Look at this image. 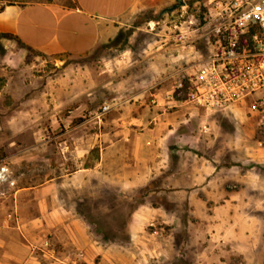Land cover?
<instances>
[{
  "label": "rangeland",
  "instance_id": "obj_1",
  "mask_svg": "<svg viewBox=\"0 0 264 264\" xmlns=\"http://www.w3.org/2000/svg\"><path fill=\"white\" fill-rule=\"evenodd\" d=\"M174 4L173 12L149 10L134 17L81 57L13 48L0 34V160L13 171L17 190L59 178L65 207L86 226L93 244L88 255L76 252V264H264V127L256 115L201 109L196 136L177 129L178 155L143 186L118 181L125 167L115 164L114 147L102 175L83 173L78 165L82 151L73 146L75 138L101 130L105 143L113 144L119 120L130 111L131 102H120L154 74V61L161 70L170 58H187L178 34L188 16H205L208 0ZM160 46L168 54L162 49L149 60ZM105 104L112 109L99 120ZM128 135L118 143L123 166L134 163ZM15 194L0 199V221L14 211ZM19 203L23 219L41 216L35 194ZM48 239L60 253L76 254L67 233H49Z\"/></svg>",
  "mask_w": 264,
  "mask_h": 264
},
{
  "label": "crops",
  "instance_id": "obj_2",
  "mask_svg": "<svg viewBox=\"0 0 264 264\" xmlns=\"http://www.w3.org/2000/svg\"><path fill=\"white\" fill-rule=\"evenodd\" d=\"M174 2L179 6L198 3L196 0H72L69 6L59 3L18 5L0 0L3 6L0 11V34L9 35L8 42L13 48L47 55L81 57L115 37L134 17L149 10L168 11L175 6ZM178 44L182 50H188L187 58L182 54L173 59L174 62L170 58L161 70L154 59L162 49L168 54V49L160 46L149 52L148 55L152 54L149 60L154 61V74L137 86V93L120 102H131L130 111L119 120L113 144L105 143V134L101 130L83 132L84 137L74 139L73 146L82 151L77 157H82L78 165L82 166L83 173L94 172L91 174L93 177L102 175L108 151L114 147L115 164L122 170L125 167L124 174L119 173L118 181L128 182L133 188L143 186L158 177V172L162 173L161 167L166 169L164 163L173 158L174 153L178 155L181 139L177 129H185L182 135L196 136L197 126L203 120L201 109L187 102L172 103L167 98L177 81L196 72L199 62L195 56L191 57L190 48L180 42ZM209 51V48L203 50L205 57ZM244 110L247 111L246 102L235 107L233 113L242 116ZM127 123L129 126L123 127L122 124ZM127 134L132 140L134 163L123 166L118 143ZM59 186V178H54L37 187L27 186L16 191L14 211L9 218L0 221V251L3 252L0 264H76L74 257L78 256L77 251L85 250L88 255L87 250L93 246L90 235L75 213L65 207ZM26 194L37 196L41 216L30 220L21 217L19 202ZM4 207L1 206L2 209ZM58 232L68 234L72 252L76 254L60 253L59 247L54 246L55 241L51 240L50 244L49 233L56 236ZM11 234L15 239L10 238ZM14 248L18 253H14ZM36 250L43 254H38Z\"/></svg>",
  "mask_w": 264,
  "mask_h": 264
},
{
  "label": "built area",
  "instance_id": "obj_3",
  "mask_svg": "<svg viewBox=\"0 0 264 264\" xmlns=\"http://www.w3.org/2000/svg\"><path fill=\"white\" fill-rule=\"evenodd\" d=\"M178 42L199 61L195 73L177 81L168 95L207 112L233 110L243 102L264 127V0H208L203 18L188 16ZM209 48V55L203 50ZM104 105L101 120L111 111ZM17 191L10 166L0 160V199Z\"/></svg>",
  "mask_w": 264,
  "mask_h": 264
},
{
  "label": "water",
  "instance_id": "obj_4",
  "mask_svg": "<svg viewBox=\"0 0 264 264\" xmlns=\"http://www.w3.org/2000/svg\"><path fill=\"white\" fill-rule=\"evenodd\" d=\"M178 8V6H173L172 8H170L167 12H173Z\"/></svg>",
  "mask_w": 264,
  "mask_h": 264
},
{
  "label": "trees",
  "instance_id": "obj_5",
  "mask_svg": "<svg viewBox=\"0 0 264 264\" xmlns=\"http://www.w3.org/2000/svg\"><path fill=\"white\" fill-rule=\"evenodd\" d=\"M201 0H196V2H200ZM3 10V8H0V11H2ZM4 37H9V35H4Z\"/></svg>",
  "mask_w": 264,
  "mask_h": 264
}]
</instances>
